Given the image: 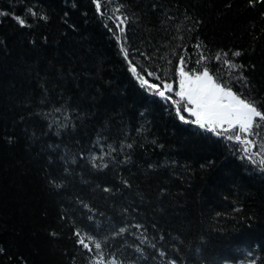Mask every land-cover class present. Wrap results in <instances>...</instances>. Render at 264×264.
<instances>
[{
	"label": "trees",
	"instance_id": "16d2710c",
	"mask_svg": "<svg viewBox=\"0 0 264 264\" xmlns=\"http://www.w3.org/2000/svg\"><path fill=\"white\" fill-rule=\"evenodd\" d=\"M97 2L0 0V264H264V126L246 153L131 71L203 55L264 110V0Z\"/></svg>",
	"mask_w": 264,
	"mask_h": 264
},
{
	"label": "snow or ice",
	"instance_id": "6c2138e0",
	"mask_svg": "<svg viewBox=\"0 0 264 264\" xmlns=\"http://www.w3.org/2000/svg\"><path fill=\"white\" fill-rule=\"evenodd\" d=\"M96 8L99 11L101 5L97 0ZM250 4L253 0H249ZM123 5H120L115 9L116 13H120V9ZM5 15V13H0ZM35 15V13H33ZM21 27L26 26L25 20L20 17H15ZM113 20L115 29L123 33L124 28L121 25L127 23V17L122 13L118 16L109 17ZM112 31V29H109ZM115 35V32H114ZM119 39V37H117ZM121 51L123 52L125 59L128 58L127 50L121 45ZM232 56H239V52H233ZM227 57L228 53H224ZM179 65L175 67L173 77L178 82V91L174 89L173 83L166 82L167 77L162 79L154 72H147V76L155 77L160 80V84L150 83L143 76L137 73L135 66L131 67V71L137 76L141 87H146L149 91H152L155 95L161 97L166 101H170L172 106H175V111L178 118L188 124H194L198 128L203 129L206 132L213 133L216 136H222L228 141H236L245 145L243 151L248 152L247 145L253 142L247 138H243V135L249 134L253 129L254 124L257 129L264 126V110L258 105L250 95H245L243 92L234 91V85L228 80L223 79L219 74V70L211 69L204 63L206 59L203 55L195 61V64L199 67H188V63L185 57L180 56ZM216 60L221 59L219 53L215 56ZM171 63V62H169ZM223 64L228 66L230 70L242 68V65L234 63L232 60L224 59ZM188 70H185V69ZM236 79L246 84V77L241 74ZM162 85V88H161ZM173 96L179 99H173ZM182 113H187L188 119ZM131 147V145H129ZM264 148V145L261 146ZM258 154V153H257ZM252 159L251 156L248 157ZM253 162H256L253 160ZM259 164L264 166V159L259 161ZM105 167L107 165H104ZM264 170V168H262ZM125 228H120L119 232H125ZM79 235V234H77ZM91 239V237H89ZM79 243L88 248L89 245L85 242L84 238L79 240ZM95 248L99 250L101 248L100 243L95 244ZM140 249L138 248L137 251Z\"/></svg>",
	"mask_w": 264,
	"mask_h": 264
},
{
	"label": "rangeland",
	"instance_id": "374dc122",
	"mask_svg": "<svg viewBox=\"0 0 264 264\" xmlns=\"http://www.w3.org/2000/svg\"><path fill=\"white\" fill-rule=\"evenodd\" d=\"M175 90H177V91L179 90V89H178V82H177V84H176V89H175ZM173 99H179V98H178V97H173ZM189 118H190V119H193V118H191V117H189Z\"/></svg>",
	"mask_w": 264,
	"mask_h": 264
}]
</instances>
